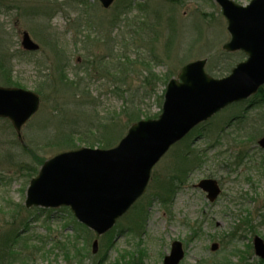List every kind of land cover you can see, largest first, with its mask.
Returning <instances> with one entry per match:
<instances>
[{
	"label": "rangeland",
	"instance_id": "rangeland-1",
	"mask_svg": "<svg viewBox=\"0 0 264 264\" xmlns=\"http://www.w3.org/2000/svg\"><path fill=\"white\" fill-rule=\"evenodd\" d=\"M232 1L247 6L252 0ZM24 31L40 45L39 52H24ZM229 39L227 21L214 0H118L109 9L98 0H0V60L8 62L12 85H18L13 87L42 90L40 111L22 131L25 146L11 123L0 119V248L20 234L23 240L13 241L16 251L24 242L26 250L38 249L27 264H78V259L82 264H163L172 242L179 240L186 250L181 264H264L253 249L255 236L264 239L260 99L228 108L170 150L154 168L144 197L114 228L115 245L110 246L109 237L99 238L97 255L91 252L96 235L83 232L67 208L25 207L35 177L29 169L38 171L40 159L67 150L61 135L70 122L78 120L82 130L91 122H111L108 134L119 139L117 145L133 124L130 117L161 114L163 80L176 79L186 64L206 59V71L220 78L230 71L224 68L232 57L244 62L242 53H224ZM60 67L80 89L60 84ZM3 80L0 74V85ZM87 138L74 134L68 146L88 147L80 141ZM185 152L194 155L192 168L201 161L200 166L184 181H174L166 204L161 203L159 195L164 198L168 184L172 188V169ZM236 157L241 162L231 165ZM206 178L222 187L213 204L195 187ZM142 211L148 216L145 232L121 233L129 221L145 220ZM214 243L217 251L211 250Z\"/></svg>",
	"mask_w": 264,
	"mask_h": 264
},
{
	"label": "water",
	"instance_id": "water-1",
	"mask_svg": "<svg viewBox=\"0 0 264 264\" xmlns=\"http://www.w3.org/2000/svg\"><path fill=\"white\" fill-rule=\"evenodd\" d=\"M109 8L115 0H99ZM228 22L231 40L223 49L243 51L247 60L239 63L228 77L215 79L205 72L206 60L190 63L177 79L169 82L162 114L157 120L140 121L128 130L119 145L110 150L81 148L48 160L31 180L26 208L69 207L76 219L101 236L143 196L154 166L170 148L196 126L227 106L248 99L264 85V0H252L246 7L231 0H215ZM22 46L38 51L29 34ZM40 97L19 88L0 87V118L11 121L20 140L23 126L37 113ZM264 149V137L259 141ZM210 202L221 194L217 181L199 182ZM257 257L264 260V240L254 239ZM213 244L212 250H217ZM98 241L93 243V253ZM182 243L174 242L164 264H180Z\"/></svg>",
	"mask_w": 264,
	"mask_h": 264
},
{
	"label": "trees",
	"instance_id": "trees-1",
	"mask_svg": "<svg viewBox=\"0 0 264 264\" xmlns=\"http://www.w3.org/2000/svg\"><path fill=\"white\" fill-rule=\"evenodd\" d=\"M130 7H131V4H130ZM139 7L143 8L144 6L141 5ZM55 51H56V49H55ZM55 55L59 59H63L64 58L62 55L59 56L57 51L55 52ZM93 61L91 63H88L87 68L89 66H92V64L94 63ZM230 61L231 62L228 61L225 64L226 66H228V68H224V69L230 70L231 67L233 66V64L236 61H238V60L232 57L230 59ZM1 70H2V73L0 72V74L4 75V80L3 81H4L5 85H3V86H8V87L18 86V85H12V81H11V78H10V75H11L12 72H10V69L8 67V62L7 61L0 60V71ZM60 71H61V76L59 77L60 78V84L64 85V87H67V88L75 86L76 88L80 89V86L77 85V82L74 81V83L73 82L71 83L69 81V79H67L65 77L63 67H60ZM222 73H224V72H222ZM169 80H170V78L167 77L165 80H163V84L166 85L169 82ZM69 82L71 84H69ZM70 85H72V86H70ZM36 92L41 94L42 90L40 88H37ZM130 118L131 119H129V120L131 121V123L138 122L139 120L142 119L140 113L138 115H136L134 117H130ZM145 118L146 119L152 118V116H146ZM110 123L111 122L104 123L102 121H99V122L95 121V122H91L90 126H86L85 130H84V127H83V130H82V124L80 122H78V120L70 122L69 127L67 128V131H69V132L66 131L65 133H62V135H61L62 136L61 143H64L63 145H67V147L65 148L67 150L76 149L78 147L75 146V145L71 144V145L68 146V144L71 142L70 136L72 137L74 134H79V135L81 134L83 137H86V138L90 137V136H93L92 140H89V138H87L88 140H85V139L82 140L83 138L80 139V141H83L87 146H89V147H100V148H109L112 145H114L115 142H117L119 140V139L118 140L114 139V137H115L114 133H113V137H112L111 134H108V133L111 132V128L114 127V126H112V123L111 124ZM114 140H116V141H114ZM23 149L26 152H28L27 150H30V149H27V148H23ZM28 153H30V152H28ZM33 157H34L35 160L37 159V157L35 155H33ZM193 157H194L193 154H190L189 152H185L184 156L182 155L180 158L179 157L177 158L176 163L174 165V168L172 169L173 172L171 174V181L170 182H172V188H171V184H168L165 188L163 187L164 198H161V196L159 195L162 203L166 204V202L168 200L167 198L170 197V193L169 192L171 190L173 192V183H174V181H176V180H178L179 182H182V180L184 181L186 175H189L190 172H192L195 168L200 166V162L201 161L194 168H192L193 167L192 166L193 165V162H192ZM237 157H236V160L238 162L237 161L233 162V163H231V165L237 166L239 164V162H241V160L239 158H237ZM39 161L40 162H38V165L41 166L44 163V160L40 159ZM231 165H230V167H231ZM259 165L262 166V171L264 173V159L263 160L260 159ZM29 171H30V174H31V178L34 177L35 175H37V173H38L36 167L33 168V169L30 168ZM136 226L139 227V231L140 232L143 231V225L141 223H136ZM80 227L82 228L83 232L86 231V229L83 226H80ZM20 239H22V236H20V234H15L13 240H11V238H9L5 243L2 244V248H0V264H7L6 263L7 262V258H8V260L11 261L9 264H13V263L27 264V262L29 260H32V258L36 254V252H38V249L35 250V248L34 249L30 248V251H29V249L26 250L29 245H28V242H24V244L22 245L23 248L20 249L19 251H16L15 250V244H13V241L15 243H18ZM89 242H90V240L86 239V242H85L86 247L89 246ZM24 250L25 251H29V252H27V253H29V255H23L24 252H25ZM123 258H124V256H123ZM70 260L71 259L67 257V261H70ZM77 261H78V264H82V262L79 261V259ZM130 263L131 262H129L127 264H130ZM261 263H264V261H261Z\"/></svg>",
	"mask_w": 264,
	"mask_h": 264
}]
</instances>
